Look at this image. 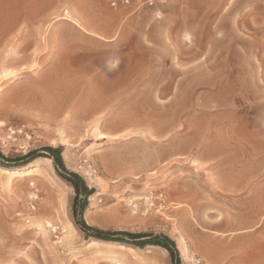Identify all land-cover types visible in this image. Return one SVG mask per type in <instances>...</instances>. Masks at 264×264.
Listing matches in <instances>:
<instances>
[{"label": "rangeland", "instance_id": "rangeland-1", "mask_svg": "<svg viewBox=\"0 0 264 264\" xmlns=\"http://www.w3.org/2000/svg\"><path fill=\"white\" fill-rule=\"evenodd\" d=\"M197 1L0 0V152L62 148L91 227L264 264V0ZM18 169H0V264H172L86 239L51 160Z\"/></svg>", "mask_w": 264, "mask_h": 264}, {"label": "trees", "instance_id": "trees-1", "mask_svg": "<svg viewBox=\"0 0 264 264\" xmlns=\"http://www.w3.org/2000/svg\"><path fill=\"white\" fill-rule=\"evenodd\" d=\"M62 154L63 150L60 147H45L39 151H31L15 162L0 152V167L5 169H21L28 167L40 159L45 158L51 160L59 177L75 191V198L72 205L73 217L76 226L84 234L86 239H91L99 243H110L138 249H145L147 247L160 248L169 254L172 264H181L176 244L167 236L109 232L89 226L84 220V213L88 207L90 197L94 194V190L88 187L82 176L67 170Z\"/></svg>", "mask_w": 264, "mask_h": 264}, {"label": "crops", "instance_id": "crops-1", "mask_svg": "<svg viewBox=\"0 0 264 264\" xmlns=\"http://www.w3.org/2000/svg\"><path fill=\"white\" fill-rule=\"evenodd\" d=\"M133 1V6L136 8V6L142 4L143 6H148L150 3L151 5H154V8L149 9L146 8L147 13H152L154 10L157 8L160 11H165L166 7L170 6H193L196 5L197 3L200 4L197 0H132Z\"/></svg>", "mask_w": 264, "mask_h": 264}, {"label": "bare ground", "instance_id": "bare-ground-1", "mask_svg": "<svg viewBox=\"0 0 264 264\" xmlns=\"http://www.w3.org/2000/svg\"><path fill=\"white\" fill-rule=\"evenodd\" d=\"M98 108H99L98 106L94 105L91 109H89V112H93V111L97 110ZM53 114H54V113H53ZM105 138H106L105 135H100V138H99V139H105ZM164 156H165V155H164ZM38 162H39V160H37V161L34 162L33 164L29 165L28 167L18 169V172H17V173L21 174V173L26 172V171H27V172H26L27 175H30V174H34V173H36L37 170H32V169L35 167L36 163H38ZM36 167H37V166H36ZM0 169H1L2 171L9 172L8 169H5V168H0ZM241 217H242V216H241ZM102 244H110V243H102ZM94 245L97 246L98 244H94ZM120 247H121L122 250H126V251H128V252H133V251H134L132 248H127V247L122 246V245H120Z\"/></svg>", "mask_w": 264, "mask_h": 264}]
</instances>
